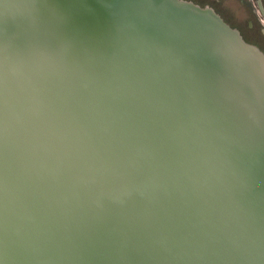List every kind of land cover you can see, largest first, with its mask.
<instances>
[{
	"label": "water",
	"instance_id": "1",
	"mask_svg": "<svg viewBox=\"0 0 264 264\" xmlns=\"http://www.w3.org/2000/svg\"><path fill=\"white\" fill-rule=\"evenodd\" d=\"M0 264H264V54L186 0H0Z\"/></svg>",
	"mask_w": 264,
	"mask_h": 264
},
{
	"label": "flooded vegetation",
	"instance_id": "2",
	"mask_svg": "<svg viewBox=\"0 0 264 264\" xmlns=\"http://www.w3.org/2000/svg\"><path fill=\"white\" fill-rule=\"evenodd\" d=\"M186 1H191L194 4L199 5L196 0H186ZM239 1L240 4L242 5L243 14H244L243 21L245 23V27L243 30L248 31L250 33L254 32L256 35V38L253 39L252 42H247V41L246 42L256 46L264 54V0H239ZM204 6L212 7L210 3H206L201 7Z\"/></svg>",
	"mask_w": 264,
	"mask_h": 264
},
{
	"label": "rangeland",
	"instance_id": "3",
	"mask_svg": "<svg viewBox=\"0 0 264 264\" xmlns=\"http://www.w3.org/2000/svg\"><path fill=\"white\" fill-rule=\"evenodd\" d=\"M199 5L210 3L213 9L222 19L231 27L238 28L244 40L252 42L256 38L255 33L243 30L245 23L243 21V8L239 0H196Z\"/></svg>",
	"mask_w": 264,
	"mask_h": 264
}]
</instances>
